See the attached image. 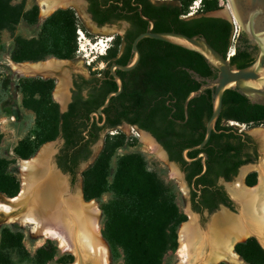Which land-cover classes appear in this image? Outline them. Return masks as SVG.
I'll return each instance as SVG.
<instances>
[{"label":"trees","instance_id":"trees-1","mask_svg":"<svg viewBox=\"0 0 264 264\" xmlns=\"http://www.w3.org/2000/svg\"><path fill=\"white\" fill-rule=\"evenodd\" d=\"M15 0H0V33L4 29L13 30L24 21L29 26L38 24L39 7L33 5L27 9L24 2ZM146 2L147 0H138ZM177 13L186 14L195 0H179ZM202 10L211 11L219 7L217 0H202ZM99 7H96V12ZM99 12V11H98ZM174 27L166 22L158 23L156 31H176L187 35H204L208 41L221 53L227 56L234 33L231 21L215 16L201 17H171ZM101 18L100 23L103 22ZM78 17L72 8H60L49 15L41 25L37 37L26 38L17 35L11 49L14 62H36L50 57L73 59L77 53ZM146 31L138 29L130 36L129 47L139 33ZM146 41L157 44H167L177 49V68H138L130 71L136 73V80L130 90L114 96L113 100L125 96L124 109L119 112L114 124L125 120L130 124L152 132L172 153H179L185 146L199 144L206 132V123L213 110L212 89L192 98L188 104L189 119L184 124H178L169 118L184 120V102L187 95L200 88L204 83L198 80L190 70H194L203 78H215V69L200 52L190 50L169 42L144 38L139 46ZM4 45L0 43V49ZM114 45L108 48L110 54L116 52ZM257 55V54H256ZM256 55L237 45L236 52L230 57V64L244 68L253 63ZM166 55L161 57L166 61ZM122 64L127 61L120 60ZM125 75L127 72H121ZM55 82L52 79L22 78L19 89L23 94V106L35 114V125L29 134L15 147L18 158L33 157L42 144L62 136L66 143L59 155V163L64 171L77 173L79 163L89 158L91 149L86 135L82 133L75 103L70 110L61 113L59 105L53 100L52 92ZM118 89V85H117ZM128 103V104H127ZM234 119L243 123L264 122V105L253 103L247 96L236 89L229 88L223 96V108L217 121L219 130L222 120ZM190 128L182 135H177L175 127ZM229 129V126H227ZM200 129L203 133L200 134ZM213 132L210 142L220 141L221 135ZM233 134L229 133L228 138ZM98 138L96 135L92 142ZM230 143L226 149L230 157L235 154L236 147ZM228 141V142H229ZM123 144L122 135L108 134L101 154L84 172V196L86 200L97 199L100 203L103 217L102 236L109 246V256L112 264H163L165 256L177 247V233L187 216L177 202L175 186L163 182L158 174L148 166L146 158L140 153L118 155L117 150ZM180 145L176 152L174 147ZM116 157L114 167L112 159ZM180 159L181 156H179ZM10 160L0 155V194L13 197L21 188V182L14 172ZM111 168L113 173L111 174ZM111 176V178H110ZM190 175L189 178H191ZM111 193L108 201L102 197ZM25 234L10 226L1 228L0 264H47L57 254L56 245L52 242L37 249L31 254L24 244ZM235 250L248 264H264V248L255 237L239 242Z\"/></svg>","mask_w":264,"mask_h":264},{"label":"flooded vegetation","instance_id":"flooded-vegetation-1","mask_svg":"<svg viewBox=\"0 0 264 264\" xmlns=\"http://www.w3.org/2000/svg\"><path fill=\"white\" fill-rule=\"evenodd\" d=\"M70 2L71 6H73L70 8L75 10L76 15L77 12H81V15L85 14L91 23L98 29H103L104 27L109 29L118 28L117 34L120 38V42L118 46L113 44L117 50L116 52L110 54L105 63L99 61H87L83 68L74 69L69 65V59H57V62H64L60 65L64 68L65 72H38L40 75L33 77L54 80L55 87L52 92V97L59 105L61 113L69 111L70 106L75 103L78 113L77 115L80 118L79 122L83 123L81 125L82 133L86 135L85 141L88 140V145L91 149L89 158L82 160L79 163L77 173L75 175L64 171L62 166H60L58 157L65 146L66 140L62 134L60 135L61 145L59 146L54 159L55 163L65 174L64 176L66 177L68 187L61 199L62 204L67 207V200L69 198L76 199L78 201H85L82 197L84 196V178L82 180L83 195H81L80 192L76 193V184L81 171V165L93 158V162L91 163L92 165L97 159V157L94 158V147L99 140L102 138L105 140L107 134L126 124L131 127L135 126L142 131H147L162 145L167 161V163H165L168 165V168L169 164H173L180 174L178 179L172 178L170 176V172H168V175L176 182H178L177 180H181L183 182L185 190H187V192H183L189 199V215L191 216V214H194L198 216L199 223H201L200 227L203 224V221L210 219L211 222L212 216L222 210H226L233 215H240L246 201L242 200L239 196H234V190L237 189L239 183H241L246 189L255 188L259 185V181H261L262 173L264 171V160H261V155L264 154V137L262 135H258L257 132H254L255 134H251L249 131L244 129V126L256 124L255 122L243 123L234 119L222 120L221 125L223 127L219 130L215 129V132L218 134L225 133L224 135H221L220 141L210 142L209 140L203 149L188 150L190 147L196 145L185 146L180 149L179 153L174 154L167 149L152 132L139 127L138 124H130L125 120L121 121L119 124H114L119 112L122 111L124 109V105H126V103L123 104L125 96L124 98L120 97L115 100H113V96L109 105L103 108V113H98V109L104 104L107 95L110 92L117 90L118 83L115 76L111 72L112 64H122L119 62L120 60H124L129 63L134 58L132 45L129 47V43L130 36L134 35L136 30L143 28L147 30L152 27L153 30L156 31L158 23L164 22L172 28L174 25L171 23V17H201L207 15H195L193 13L179 14L177 11L180 5L175 0H147L146 2L138 0H70ZM96 7H99L97 8L99 12H96ZM101 18H105L102 23H100ZM146 18H149L152 22ZM119 28H121V30H119ZM237 45H240L243 49H247L254 55L258 53V47L250 43L244 32L240 33ZM139 50L141 53V59L136 68L140 66V70L150 67L177 68L179 65L177 49L167 44H157L155 42L146 41L142 44V46H139ZM165 55L167 57L166 61H162L161 57ZM116 71L123 82L122 92L117 95V97H119L124 92L125 87L130 90L132 83L136 80V73L132 74L130 72L132 70L122 71L116 69ZM121 72L127 73L123 75ZM61 77H64L65 79V87H63L62 99L60 100L56 96V92ZM65 105L66 109L63 111V107ZM176 112L177 110H173V113ZM173 113H171L169 118H173L179 125L186 123L189 119V110L187 118L184 110V120L172 117ZM179 125L175 127L177 135H182L187 130H190V128L181 127ZM227 126H229V129ZM200 131V134L204 132L203 129H200ZM229 133L233 134L230 138H228ZM96 135H98V138L92 142V139ZM229 139L236 147L235 150H232V153L235 154L232 158L226 151L230 143ZM179 148L180 145L176 144L174 150L178 152ZM185 150H187L185 156L190 160H187L184 157ZM202 153L206 154L205 163L203 162L204 157L201 155ZM179 156H181L182 159H180ZM85 170H83L82 173ZM190 175H192L191 178H189ZM241 205L242 210L241 213L238 214L236 206ZM222 206H224V208H221ZM210 222H208L206 226Z\"/></svg>","mask_w":264,"mask_h":264},{"label":"bare ground","instance_id":"bare-ground-1","mask_svg":"<svg viewBox=\"0 0 264 264\" xmlns=\"http://www.w3.org/2000/svg\"><path fill=\"white\" fill-rule=\"evenodd\" d=\"M37 2L43 17H48L58 8L71 5L70 0ZM233 18V23L239 27L234 12ZM100 53L104 54L105 50L102 49ZM57 59L52 57L38 62H10L14 69L24 75L65 72L60 65L64 62H57ZM63 87L65 79L61 77L56 92L60 100ZM255 132L264 137V128H258ZM139 136L150 153L167 162L164 150L148 133L142 131ZM53 152L54 144L51 142L45 144L36 156L21 158V189L16 196L0 201V211L6 214L9 222L30 227L34 235L52 239L63 253L74 255L75 261L70 264H111L109 247L101 231L100 207L93 200L78 201L71 198L67 200V207L62 204L61 199L68 187L66 177L56 169L52 161ZM169 166L170 176L179 178L176 167L173 164ZM259 182V185L251 189L239 183L234 190V196L246 201L240 215H233L226 210L219 211L202 228L198 216L191 214L189 222L183 223L178 232L176 264H219L223 261L242 264L244 261L234 250L237 241L255 236L264 246V171Z\"/></svg>","mask_w":264,"mask_h":264},{"label":"rangeland","instance_id":"rangeland-1","mask_svg":"<svg viewBox=\"0 0 264 264\" xmlns=\"http://www.w3.org/2000/svg\"><path fill=\"white\" fill-rule=\"evenodd\" d=\"M175 1L177 3L180 2L179 0H175ZM201 1L202 0H195L192 3V5L189 7L187 13H193L195 15L196 14L208 15L210 13H216V15H214L215 17L226 18L229 21H232L233 23L234 21L233 10L231 8L229 0H217L219 3V7L211 11L202 10L203 5ZM14 2L15 3L24 2L27 9L31 8L35 4L38 5L39 7L37 0H15ZM77 16H78V28H80L84 32V39H82L80 42L83 45V49L81 51H78L73 59H69L70 60L69 65L74 69H78V68H83L86 65L87 61L90 62L99 61L105 63L106 59H104L103 57L107 55L108 48L113 46V44L115 46H118L120 42V38L117 34L118 28L109 29L104 27L103 29H98L94 24L91 23V21L87 18L85 14L81 15V12L80 13L77 12ZM46 18L47 16L46 17L41 16L40 7H39L38 24L29 26L24 21H22L20 24L16 26L15 29L13 30L4 29L0 33V43L4 45V47L0 49V155L10 160H14V159L16 160L15 163L12 165V168L14 169V172L17 174L18 178L20 179V182H21L20 161L22 159L18 158L15 155L14 149L19 144V142L29 134V132L35 125V114L31 109H28L23 106V94L19 89V81L22 78L25 77L33 78L35 76H39L40 74L36 73L33 75H24L18 70L14 69L10 62L13 61L11 58V49L13 46L14 38L17 35H21L26 38L37 37L40 33L41 25ZM119 30H121V28H119ZM232 45H233V39L231 41V46ZM102 49L105 50L104 54L100 53ZM28 62H32V61H28ZM258 128H264V122L250 124L249 126H244V129L249 131L251 134H255L254 133L255 130ZM109 134L122 135L123 137V144L117 150L118 155L130 154V153L142 154L146 158L150 169L155 171L163 182L175 186L177 202L179 204L180 209L187 216L186 221H184L183 223L189 222L190 219L189 199L187 195L184 194L183 192V191L187 192V190H185L183 182L181 180H177L178 182H176L175 180L171 179L168 175L169 168L168 165L166 164L167 162L165 163L164 161L160 160L156 155L148 151L147 146L141 141L139 136L141 134V129L135 126L131 127L124 124L121 127L116 128L113 132ZM51 142L54 144V152L52 155L53 157L55 156V154L59 149V146L61 145L60 136L56 137L54 140L45 142L44 144L41 145V147ZM104 145H105V140L102 138L94 147V151H95L94 158L98 157L101 154ZM37 154L38 153H36L34 156H36ZM261 160H264V154L261 155ZM115 161H116V157L112 159L111 167H114ZM92 162H93V158L90 161H87L81 165V171L78 176L77 179L78 181L76 184V193L80 192L81 195H83L82 171L87 169ZM112 173H113V168H111V174ZM82 197L84 198L85 201H92V200L95 201L97 205L100 207V203L97 201V199L86 200L85 196ZM5 198L6 196L0 194V201H3ZM110 198H111V193H106L103 195L102 200L108 201ZM236 207L238 209L237 213L240 214L242 210V205ZM208 222H210V219L209 220L206 219L205 221H203L201 227L205 228ZM182 224L180 225V228ZM7 225L12 227L14 230L22 231L25 234L24 244L27 250L31 254H35V252L39 247L48 244L49 242L55 244L57 248V254L47 264H70L75 261V256L70 253H63L59 249L57 243L54 240L46 238L44 236H36L31 232L30 227L22 226L18 222H9L8 219H6V217L0 211V238H1V228ZM100 225L102 231L103 228L102 214L100 216ZM177 237H178V233H177ZM178 247H179V242L177 239L176 249L174 251H170L165 256L163 264H176ZM239 256L241 257L240 254ZM241 259L244 261L242 264H248L242 257ZM121 262L122 261H119L117 262V264H121ZM219 264H234V263L224 261V262H220Z\"/></svg>","mask_w":264,"mask_h":264},{"label":"water","instance_id":"water-1","mask_svg":"<svg viewBox=\"0 0 264 264\" xmlns=\"http://www.w3.org/2000/svg\"><path fill=\"white\" fill-rule=\"evenodd\" d=\"M229 2L234 12V15L238 21L239 27H241V32L245 33L250 43L258 47V53L252 64L244 68H237L235 66H232L230 64L231 59H227L226 56L223 53H221L219 50H217L204 35L196 34L190 36L185 33L176 32V31H154L153 28L150 27L146 31L140 33L134 39L132 43L134 58L131 62H129L128 64H119V63L112 64L111 72L116 78V81L118 83V89L113 92H110L107 95L104 104L98 109V113H103V108L109 105L111 98L113 96L119 95L122 92L123 82L121 77L117 73L116 69L122 71H130L137 67L141 59V53L138 45L139 42L144 38H153V39L169 42L174 45H178L190 50L198 51L202 55H204L205 58L208 60V62L218 71L217 76L212 79V78H203L194 70H190V72L194 74V76L198 80L203 81L204 83L200 86V88L191 91L187 95L184 102V110H185L186 118L188 117V104L190 100L195 96L203 93L206 89H212L213 110L210 118L206 123V132L203 140L198 145L190 147L188 150L203 149L209 142L212 133L216 128L217 121L221 115L223 108V96L227 89L229 88L236 89L238 92L247 96L253 103L264 105V0H229ZM70 7L73 6L68 5L62 8H70ZM56 10H54L52 13H54ZM214 15H216V13H210L207 16H214ZM146 19L151 21L149 18ZM65 109H66V105L63 107V111ZM145 132L148 133L147 131ZM148 134L163 149L162 145L150 133ZM41 148L38 150L37 153H39ZM186 151L187 150L184 151V157L187 160H190L185 156ZM201 155H203L204 157L203 162L205 163L206 154L202 153ZM54 157L55 156L52 157V161L56 169L60 173L65 175L58 167V165L55 163ZM6 198L4 200H7ZM221 208H224V206H222ZM101 214H102V210H101ZM3 215L6 217L5 213H3ZM250 237H247L241 241H237L234 244V249L239 242L246 241ZM259 243L262 245L260 241Z\"/></svg>","mask_w":264,"mask_h":264},{"label":"built area","instance_id":"built-area-1","mask_svg":"<svg viewBox=\"0 0 264 264\" xmlns=\"http://www.w3.org/2000/svg\"><path fill=\"white\" fill-rule=\"evenodd\" d=\"M235 26L234 28V35H233V45L229 47L228 52H227V59H230L231 56H233L236 52V47H237V41L241 32V27H236L235 24H233ZM77 34H78V43H79V47H78V51H81L83 49V45L80 43L82 39H84V32L78 28L77 29Z\"/></svg>","mask_w":264,"mask_h":264}]
</instances>
